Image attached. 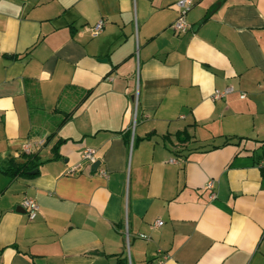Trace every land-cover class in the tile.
Returning <instances> with one entry per match:
<instances>
[{
	"label": "crops",
	"instance_id": "crops-1",
	"mask_svg": "<svg viewBox=\"0 0 264 264\" xmlns=\"http://www.w3.org/2000/svg\"><path fill=\"white\" fill-rule=\"evenodd\" d=\"M176 1L0 0V264H264V0Z\"/></svg>",
	"mask_w": 264,
	"mask_h": 264
},
{
	"label": "built area",
	"instance_id": "built-area-1",
	"mask_svg": "<svg viewBox=\"0 0 264 264\" xmlns=\"http://www.w3.org/2000/svg\"><path fill=\"white\" fill-rule=\"evenodd\" d=\"M176 6L178 9L177 12V16L176 18L173 20V22L171 23V28L174 30V32L176 33H182L184 32L188 25L186 22V18L185 15L187 13V11L190 9L191 5H192V0H177L176 2ZM103 25V21L99 20L97 23H95L92 27H91V34L92 36L96 35L102 28ZM232 91V87H226L223 90H218L215 89L211 95L212 99H218L221 98L224 94L228 93ZM135 103H136V98H135ZM81 158L84 160H87L89 162H92L94 160L93 157V153L91 149H84L81 152ZM261 165H264V160L261 161L260 163ZM206 187L209 189H213L214 187V182L213 180H208L206 183ZM215 194L211 193V197H214ZM20 206L23 210H25V212L27 213L28 218L34 219L38 213H39V205L38 203L32 199V198H28V197H24L20 203ZM161 221H156L155 225H161Z\"/></svg>",
	"mask_w": 264,
	"mask_h": 264
},
{
	"label": "trees",
	"instance_id": "trees-1",
	"mask_svg": "<svg viewBox=\"0 0 264 264\" xmlns=\"http://www.w3.org/2000/svg\"><path fill=\"white\" fill-rule=\"evenodd\" d=\"M65 119V118H64ZM48 136L47 138H49ZM58 142L52 148L53 151H56ZM37 154H27L20 153L18 158L10 157L7 160L6 167L4 172L10 177L15 176H31L36 173L32 172L38 164Z\"/></svg>",
	"mask_w": 264,
	"mask_h": 264
}]
</instances>
